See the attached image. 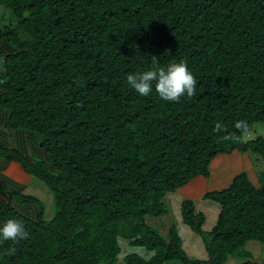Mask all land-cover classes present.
I'll list each match as a JSON object with an SVG mask.
<instances>
[{
    "label": "trees",
    "instance_id": "obj_1",
    "mask_svg": "<svg viewBox=\"0 0 264 264\" xmlns=\"http://www.w3.org/2000/svg\"><path fill=\"white\" fill-rule=\"evenodd\" d=\"M0 9L11 23L0 26V122L26 132L34 153L27 160L0 145V159L20 168L14 180L42 182L55 209L46 221L38 199L0 197V225L19 219L29 233L0 239V264H116L124 240L150 255L126 264L250 258L243 245L264 243V166L256 182L237 164L233 176L222 170L228 186L202 197L212 204L209 232L182 202L206 260L188 259L173 233L164 240L147 220L193 181L196 197L221 157L264 162V139H243L264 125V0H0ZM173 60L197 80L191 98L163 101L154 85L140 96L127 84L129 73Z\"/></svg>",
    "mask_w": 264,
    "mask_h": 264
},
{
    "label": "crops",
    "instance_id": "obj_2",
    "mask_svg": "<svg viewBox=\"0 0 264 264\" xmlns=\"http://www.w3.org/2000/svg\"><path fill=\"white\" fill-rule=\"evenodd\" d=\"M1 54L2 53H0V55ZM0 116L2 115L0 114ZM1 120L0 145L5 149L18 151L27 160H29L31 157H34V153L32 152L29 141L30 136L24 131L6 130L4 125L5 119ZM236 164L239 171H246L251 180L256 182V174H252V164L250 158H248L247 155L241 157L235 154L234 156L230 157H221L218 159L215 166L211 168L210 178L201 182L200 187L196 190V197L191 196V194L193 193L191 186L196 182L193 181L185 188L178 190L176 193L167 195L165 200L163 201L166 213L156 218H149L147 220V225L155 232H157L158 235H160L164 240H169L171 233H173L176 236V240L182 252L188 259L199 261L206 260L207 255L203 238L201 235H199L197 232L193 231L183 223L180 214L181 204L183 201H192L194 203L196 212L202 213L205 216L206 221L203 224L202 230L204 232H209L212 222L214 221L209 211L212 204L204 201L202 197L207 192L221 191L222 189L226 188L229 184V180L232 177H229V179H225V173H222V170H226V174L229 171L231 176H233L236 173ZM18 171H20V168L17 166V164L7 163L4 160L0 159L1 199L7 202L9 200V196L7 195V193H15L20 195L28 194L29 196H34L35 198L40 194V187H43L42 196L43 198H45L43 203H47V209L45 210L44 208V220H51L54 217V208L53 198L49 190L43 185L42 182L38 181L35 178L27 179V181L25 182H18L19 180L17 179H15L16 182L13 181V174L18 175ZM8 181H12V183L8 184ZM36 186L40 187L35 188ZM119 248L120 252L118 254V260L116 264H126L125 258L130 254H136L144 259H148L150 256L147 250L133 244L132 241H121L119 244ZM166 264L181 263L167 262Z\"/></svg>",
    "mask_w": 264,
    "mask_h": 264
},
{
    "label": "clouds",
    "instance_id": "obj_3",
    "mask_svg": "<svg viewBox=\"0 0 264 264\" xmlns=\"http://www.w3.org/2000/svg\"><path fill=\"white\" fill-rule=\"evenodd\" d=\"M155 58V57H154ZM127 84L140 96H148L153 91L163 101L178 102L181 97L191 98L195 95L197 80L188 69L186 61H171L166 67L158 70H146L143 72L129 73L126 76ZM235 127L240 130L247 128L246 121H237ZM223 125L217 122L214 131L220 132ZM223 139H238L234 135L224 136ZM29 233L25 230L24 223L15 218H9L0 225V239L18 243L27 239ZM13 250V249H10Z\"/></svg>",
    "mask_w": 264,
    "mask_h": 264
},
{
    "label": "rangeland",
    "instance_id": "obj_4",
    "mask_svg": "<svg viewBox=\"0 0 264 264\" xmlns=\"http://www.w3.org/2000/svg\"><path fill=\"white\" fill-rule=\"evenodd\" d=\"M4 15L7 16V17H5V19H4ZM8 15H9L8 11L4 12V10L0 9V26H6V25L11 24L9 21ZM256 137H261L264 139V125H262L260 123L255 124L252 127V129H250L249 131H247L246 133L243 134V139L245 141L253 140ZM249 158H250V161L252 164V174L254 175V173L259 174L260 172H262L263 166H264L263 160L260 157H258V155H254V154H249ZM13 181L16 182V180H14V179H13ZM37 187L39 188L40 186H36L35 188H37ZM42 189H43V187H40V191H39L40 194L38 193L39 195H37V197H35V198H37L40 201L43 208H45V210H46L47 209V203L46 202L43 203L45 198H43V196H42L43 195ZM16 195L17 194H15L12 201H15L14 199H16ZM23 195L29 196L28 194H23ZM31 197H34V196H31ZM17 200H18V202H20L19 199H17ZM20 203H22V202H20ZM44 213H45V211H44ZM54 213H55V209H54ZM240 250L243 252L249 253L250 258L246 259L244 257L230 256L227 259L226 264H241V263H244L246 261H250L253 264H264V243H259L257 241H248L243 245L242 249H240Z\"/></svg>",
    "mask_w": 264,
    "mask_h": 264
}]
</instances>
